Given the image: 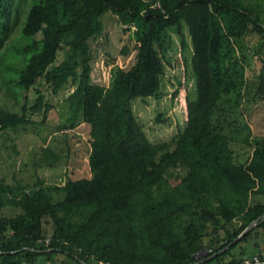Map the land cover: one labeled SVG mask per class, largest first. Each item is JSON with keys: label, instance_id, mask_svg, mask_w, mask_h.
<instances>
[{"label": "trees", "instance_id": "1", "mask_svg": "<svg viewBox=\"0 0 264 264\" xmlns=\"http://www.w3.org/2000/svg\"><path fill=\"white\" fill-rule=\"evenodd\" d=\"M26 1H13L15 16ZM10 5L12 0H0V43ZM263 5L264 0H30L17 40L0 51V90L18 102L12 92L29 90L39 79L53 93L68 82L74 85L89 126L91 175L58 186L63 196L55 201L42 181L30 191L0 184V204L20 210L0 217V264H53L49 259L56 254L73 264H196L264 214L259 198L264 195V140L253 141L252 154L237 150L240 141L228 130L233 121L215 117L234 86L222 65V46L252 32L264 36ZM107 11L129 30L136 53L130 67H116L109 85L102 86L91 82L89 43L102 33ZM185 28L195 87L186 95L185 127L168 150L167 143L149 141L132 101L159 95L165 33L173 29L184 51ZM62 45L66 56L54 64ZM15 59L19 67L12 65ZM37 93L35 112L44 106V93ZM26 110V103L20 113L0 107V130L33 123ZM57 159L47 147L44 163ZM257 239L264 243V219L200 264L264 260ZM249 241L257 254L246 250ZM202 250L206 255L198 258Z\"/></svg>", "mask_w": 264, "mask_h": 264}, {"label": "rangeland", "instance_id": "2", "mask_svg": "<svg viewBox=\"0 0 264 264\" xmlns=\"http://www.w3.org/2000/svg\"><path fill=\"white\" fill-rule=\"evenodd\" d=\"M13 1L9 9L8 25L2 36L0 51L6 50L21 30L27 15L30 0L21 2L15 16ZM264 19V5L260 13ZM102 33L91 39L90 60L91 82L108 86L116 67L128 68L135 61L136 42L130 36L126 26L118 22L110 11L101 17ZM187 47L181 49L180 38L173 29L165 33L164 73L157 97L137 98L132 101V110L153 144L167 143L168 150L175 145L173 138L185 127L186 95L194 90L195 79L191 70V39L187 29L184 31ZM125 48L126 53L123 52ZM67 47L57 51L54 64L62 61ZM15 59L12 65L20 66ZM222 65L227 69L226 78L234 83L232 90L219 102L215 117L219 114L233 121L231 134L240 141L237 150L245 149L252 154L255 149L253 141L264 140V36L256 32L224 42L222 46ZM82 71V66L77 67ZM12 72H6V78ZM263 82V91L258 92ZM12 88V87H11ZM44 93V106L35 112L31 108L37 98V90ZM250 95H246V91ZM17 102L7 91L0 90V107L10 112L20 113L22 104L26 103V117L33 121L17 129L0 130V184L12 187L21 185L25 190L37 189L42 181L50 189L52 199L59 200L62 193L57 191L67 180L89 178L88 165L90 140L89 126L82 120V96L75 91V86L66 83L57 93H53L49 84L39 79L22 93L12 92ZM252 145L245 144L246 140ZM251 146V147H250ZM50 148L58 156L56 162L44 163L45 149ZM14 196H17L14 194ZM264 201V195L260 196ZM20 213L16 207L0 204V217H11ZM46 230L51 226L45 220ZM264 250V243H260ZM250 254H257L259 249L253 241L244 244ZM237 250V249H235ZM202 250L197 257L206 255ZM46 256L42 257L45 262ZM53 264H73L65 256L56 254L49 259ZM46 264V262L44 263ZM216 264V263H210Z\"/></svg>", "mask_w": 264, "mask_h": 264}, {"label": "water", "instance_id": "3", "mask_svg": "<svg viewBox=\"0 0 264 264\" xmlns=\"http://www.w3.org/2000/svg\"><path fill=\"white\" fill-rule=\"evenodd\" d=\"M264 219V214H262L261 216H259L257 219H255L254 221H252L248 226H246L241 232L240 234L234 238V240L232 242H230L228 245H226L223 249L219 250L218 252L210 255V256H207L205 258H203L200 262L196 263V264H200V263H203L207 260H209L211 257L215 256L216 254L218 253H221L222 251L228 249L232 244H234L239 238H241L245 233L249 232L252 228H254L256 226V224L263 220ZM205 252V251H204Z\"/></svg>", "mask_w": 264, "mask_h": 264}, {"label": "built area", "instance_id": "4", "mask_svg": "<svg viewBox=\"0 0 264 264\" xmlns=\"http://www.w3.org/2000/svg\"><path fill=\"white\" fill-rule=\"evenodd\" d=\"M241 264H264V260H260L257 256L252 258H244Z\"/></svg>", "mask_w": 264, "mask_h": 264}]
</instances>
